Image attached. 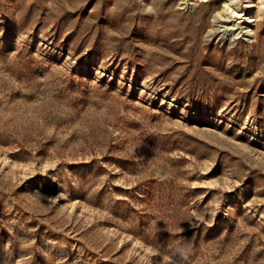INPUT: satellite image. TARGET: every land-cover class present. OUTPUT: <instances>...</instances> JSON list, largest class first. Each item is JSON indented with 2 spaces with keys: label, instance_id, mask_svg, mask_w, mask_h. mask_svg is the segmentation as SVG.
I'll return each instance as SVG.
<instances>
[{
  "label": "rangeland",
  "instance_id": "374dc122",
  "mask_svg": "<svg viewBox=\"0 0 264 264\" xmlns=\"http://www.w3.org/2000/svg\"><path fill=\"white\" fill-rule=\"evenodd\" d=\"M236 1L0 0V264H264V0Z\"/></svg>",
  "mask_w": 264,
  "mask_h": 264
},
{
  "label": "bare ground",
  "instance_id": "6f19581e",
  "mask_svg": "<svg viewBox=\"0 0 264 264\" xmlns=\"http://www.w3.org/2000/svg\"><path fill=\"white\" fill-rule=\"evenodd\" d=\"M235 2H237L236 0H229V5L230 6H232L233 7V5H234V3ZM249 3H250V1H248ZM263 7H264V1H263ZM230 8V7H229ZM235 12V10L233 9L232 10V13H234ZM236 13H238L237 11H236ZM219 14V13H218ZM220 16V15H219ZM244 15L243 14H239V17L238 18H242ZM254 21V19H252L251 17H247V16H245L244 17V20H242V24L243 25H238V24H236V23H232L231 25H230V23L225 27L226 28V30H228V31H233L234 32V30L235 31H238L236 34L237 35H239V34H243V35H252L253 34V30H252V28H250V26H249V24L251 23V22H253ZM229 22H230V20H229ZM232 22V21H231ZM228 23V22H227ZM226 25V24H225ZM227 33V32H226ZM232 34V33H231ZM228 35V34H227Z\"/></svg>",
  "mask_w": 264,
  "mask_h": 264
}]
</instances>
